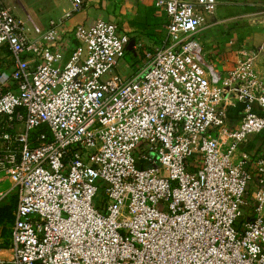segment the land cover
<instances>
[{"label": "built area", "instance_id": "2783aa9c", "mask_svg": "<svg viewBox=\"0 0 264 264\" xmlns=\"http://www.w3.org/2000/svg\"><path fill=\"white\" fill-rule=\"evenodd\" d=\"M152 1L166 37L121 76L115 22L64 28L82 0L44 30L0 0V181L17 192L0 264H264V145L239 148L264 129L263 47L208 68L197 35L220 1Z\"/></svg>", "mask_w": 264, "mask_h": 264}, {"label": "crops", "instance_id": "0c3cea01", "mask_svg": "<svg viewBox=\"0 0 264 264\" xmlns=\"http://www.w3.org/2000/svg\"><path fill=\"white\" fill-rule=\"evenodd\" d=\"M13 13L24 20L46 29L51 19H59L69 9V0H39L45 17H32L23 5V1L3 0ZM213 15L207 18L205 26L197 38L201 50L200 56L208 68L221 73L232 69L241 58L238 50L258 49L255 68L264 82V0H219ZM22 7L24 12L18 10ZM97 19L113 21L118 29L126 32L134 41L132 58L127 75L140 69L144 62L145 51L164 41L166 37V15L162 8L154 5L152 0H82L81 9L65 19L63 26L71 29L78 23H92ZM66 35V53L71 43ZM12 63L5 50L0 51V80L9 77ZM238 106L229 110V120L238 119Z\"/></svg>", "mask_w": 264, "mask_h": 264}, {"label": "rangeland", "instance_id": "374dc122", "mask_svg": "<svg viewBox=\"0 0 264 264\" xmlns=\"http://www.w3.org/2000/svg\"><path fill=\"white\" fill-rule=\"evenodd\" d=\"M22 1V0H21ZM23 5L28 11L29 15L32 17H35L39 15L41 18H44L45 12L43 11L40 1L39 0H31V2L27 3L23 1ZM217 7V6H216ZM18 10L20 12H24L22 7H19ZM216 10V9H215ZM131 56L130 53H125L124 56L118 61V64L116 65V73H118L121 76H126L130 70V64H131ZM264 145V129H262L259 133L253 134L249 136V141L246 142L244 145H241L239 148L240 150H245L248 153L252 152L253 150H260V148ZM10 188V182L8 179L3 178L0 181V205H9L11 206V219H2L0 220V256L3 255V258H9V249H10V228L13 221V215L12 211L15 208L16 201H17V192ZM6 193L4 194V192ZM102 186H99L98 192L95 195V202L97 206H100V203L102 201ZM264 215V212H263Z\"/></svg>", "mask_w": 264, "mask_h": 264}, {"label": "trees", "instance_id": "16d2710c", "mask_svg": "<svg viewBox=\"0 0 264 264\" xmlns=\"http://www.w3.org/2000/svg\"><path fill=\"white\" fill-rule=\"evenodd\" d=\"M44 129V126H41L37 129H35L33 131V133L35 134L36 132L40 131V130H43ZM11 206L9 205H0V220L2 219H7V220H10L11 219Z\"/></svg>", "mask_w": 264, "mask_h": 264}, {"label": "water", "instance_id": "95a60500", "mask_svg": "<svg viewBox=\"0 0 264 264\" xmlns=\"http://www.w3.org/2000/svg\"><path fill=\"white\" fill-rule=\"evenodd\" d=\"M133 44H134V41L133 40H130L129 43H128V45H127V50H131Z\"/></svg>", "mask_w": 264, "mask_h": 264}, {"label": "bare ground", "instance_id": "6f19581e", "mask_svg": "<svg viewBox=\"0 0 264 264\" xmlns=\"http://www.w3.org/2000/svg\"><path fill=\"white\" fill-rule=\"evenodd\" d=\"M0 257H3V255H2V256H0Z\"/></svg>", "mask_w": 264, "mask_h": 264}]
</instances>
